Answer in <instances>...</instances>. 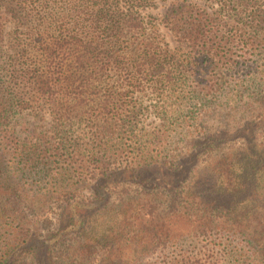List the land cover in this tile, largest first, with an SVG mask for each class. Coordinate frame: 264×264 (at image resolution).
<instances>
[{
  "label": "trees",
  "instance_id": "trees-1",
  "mask_svg": "<svg viewBox=\"0 0 264 264\" xmlns=\"http://www.w3.org/2000/svg\"><path fill=\"white\" fill-rule=\"evenodd\" d=\"M262 55L264 0H0V197L18 193L23 195L18 208L46 210L49 189L87 176L96 181L98 198L88 206L90 225V216L104 210L109 199L102 184L127 177L141 192L118 207L123 218L112 221L110 214V228L96 235L88 227L89 240L104 237L115 244L102 264H148L144 260L164 238L176 243L222 234L233 262L264 264V145L254 136L264 127V91L258 93L264 71H253L264 67ZM186 79L196 85L192 96L201 110L211 113L222 108L221 98H246L242 89L223 93L222 82L258 85L260 104L249 109L257 121L233 127L249 144L237 166L228 158L202 171L197 154L165 155L167 142L180 136L173 137L168 122L158 134L135 132L147 91L163 102ZM234 109L247 111L230 105L221 113L231 117ZM30 115L39 124L15 125L18 117ZM82 125L88 129L86 142L72 131ZM231 131L210 133L191 146L213 148L227 142ZM186 138L176 143L187 145ZM149 146L155 149L150 152ZM202 172L210 188L218 175L224 178L221 196L199 190ZM28 183L38 195L22 189ZM17 202L1 201L0 215L14 211ZM233 202L241 205L235 214ZM75 206L63 207L60 223L70 227L81 220L77 210L84 211ZM180 222L185 231L177 227ZM0 240V264H17L19 235ZM211 245L163 264H218ZM54 258L44 264H55Z\"/></svg>",
  "mask_w": 264,
  "mask_h": 264
},
{
  "label": "rangeland",
  "instance_id": "rangeland-1",
  "mask_svg": "<svg viewBox=\"0 0 264 264\" xmlns=\"http://www.w3.org/2000/svg\"><path fill=\"white\" fill-rule=\"evenodd\" d=\"M162 33L172 48H174L173 39L164 28H162ZM262 58L264 59V55H262ZM261 63V65H264V61ZM253 71L262 72L264 71V67L259 68L256 65ZM221 76L222 75L218 73L217 80H219ZM229 81V84L223 82L220 84L222 92L228 93L231 89H242L246 91V98L243 101H227V99L221 98L220 104L222 108L212 113V110L202 111L197 103L198 101L193 99L192 93L196 85L191 80L186 79L184 84L166 94L163 102L158 101L160 99H157L148 90L144 98H141L146 110L136 121L137 125L135 127V132L140 136L147 134L151 136L154 135V133L158 134L164 122H168L173 126V137L177 135L176 133H179L180 136L176 137L174 142H171V140L167 142L165 148L161 150L165 155L183 157L189 153L197 154L200 157L198 164L202 171L208 169V167L210 168L211 163L219 162L220 164H224L225 162H229L228 158L234 159L233 162L237 166L238 164L236 163H241L239 156L245 153L244 149L249 147V144L244 140L241 134L233 129V127H238L241 123L249 122V120L257 121V114H254L252 110L249 109L258 107L260 104L259 101H257L258 93L264 91V82L263 86L258 91L256 88L258 85H256V83L235 82L233 79ZM230 105H235V107L237 105H244L247 107V111L245 113H239V111L234 109L231 113L229 112L231 117L222 115L221 109H225L227 106L230 107ZM46 121H48V118H46ZM24 122H29L30 125L39 124L38 119L30 115V117L26 116L24 119L18 117L15 121V125L20 129V126ZM40 124L44 125V122H40ZM193 126H195V128H190ZM223 129L232 130L230 134L231 138L227 142L219 143L218 145L215 144L213 148L207 150L198 151L197 148H192L191 145H193L194 139L206 138L210 133L222 131ZM72 131H74L75 137L83 138L85 142L87 141L88 129L85 125H82V127L75 126ZM254 136L264 145V127L257 131L254 130ZM179 138L180 140L185 138L188 139V144L182 145L176 143ZM154 149L155 148L150 147V152ZM243 162L246 164V161ZM202 174L199 175V182H203V185H201L199 190L206 193L207 188H210L208 187L210 180H208L209 177L206 173L202 172ZM223 179V177H219L218 175L210 188L213 193L215 192L216 196H221L222 194L219 190L224 188L222 184ZM32 183L35 187L39 185L37 181H30L31 185ZM30 184H23L22 189H24L26 193L33 192L38 195L39 191H35V188L30 186ZM95 184L96 181L87 176L80 178V180L78 178L71 180L65 179V181L60 183L59 190L49 189V192H46L48 198L46 210H43L42 206L28 211L24 206L23 208H18V202L20 203L22 199L19 197L23 196L18 193L13 195L7 194L3 198L0 197V202L2 201L4 204H11L9 201H18L14 211L7 215H0V239L5 235H13V238L19 235L20 243L16 246L18 249L14 257L17 264H44L49 262L50 256L52 255H55L53 260L55 264H102V262L107 260V249L115 244L104 237H97L95 241L89 240L88 227L92 228L94 232L93 235H96L104 229H109L108 216L110 214L114 216L112 221H114L116 217H119L121 212L118 211V207L124 201H128L133 197H138L141 188L137 186L135 180H130L127 177L120 179L111 178L106 183L102 184L103 187H105L104 189L109 199L106 201L105 205L103 204L105 206L104 210L90 216L92 223L88 225V212H93L92 209H88V206L94 205L98 200L93 192ZM178 192L180 193L182 191L179 190ZM235 202L230 206L231 212L234 214L235 211L241 209V205L233 206ZM68 204H75L74 210H76L78 206V208L84 211L80 212L77 210V214L78 216L80 215L81 220H79L75 226L68 227L60 223L64 214L63 207H67ZM11 205L14 206V204ZM160 205L159 214L163 213L160 214V217H164L166 209L163 207V204L160 203ZM230 215L232 217L234 216L233 214ZM14 217L16 222L14 221ZM122 218L123 216L121 215V219ZM46 219H50L52 224L49 225V223H45ZM177 227H179L180 231H183V229L185 231L186 228L183 222H180ZM223 237L224 235L222 234L217 236V239L206 238L204 236L199 238L194 237L193 239L183 238L176 243L169 242L164 238L162 242L158 243V246L154 248L148 257H146L144 262L148 264H163V261L166 260H180L187 253L195 252L196 254L206 245L213 244L211 246L215 248L218 264H238L228 258L226 249L230 251L231 246L227 247L229 242ZM123 238L127 237L124 236ZM214 240L216 241L214 242ZM113 255H117V252H114ZM245 260L246 258H241V264H245Z\"/></svg>",
  "mask_w": 264,
  "mask_h": 264
}]
</instances>
